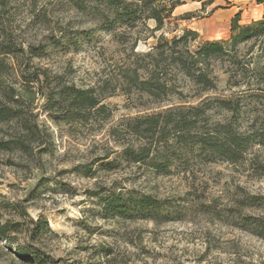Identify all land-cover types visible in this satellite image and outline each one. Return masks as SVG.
<instances>
[{"label": "rangeland", "instance_id": "rangeland-1", "mask_svg": "<svg viewBox=\"0 0 264 264\" xmlns=\"http://www.w3.org/2000/svg\"><path fill=\"white\" fill-rule=\"evenodd\" d=\"M181 1L173 14L184 17L165 28L168 37L177 24L196 30L200 40L227 38L235 10L231 7L243 11L253 5L248 0ZM253 15L251 7L240 20L249 21ZM0 22L18 47L32 44L44 52L39 57L19 52L5 59L14 65L1 77L4 83L19 87V70L46 69L50 77L94 88L105 109L79 123L55 122L36 94L35 120L47 134L31 142L32 148H43L40 159L15 149L0 150V202L20 204L30 217L47 219L51 231L35 243L51 258L47 264H264V237L258 233L264 231L245 220L252 218L264 230V145L253 144L236 162L209 161L197 148L182 149L181 162H174L167 173L122 157L127 145L139 141L123 132L116 137L112 129L124 119L165 107L144 94L126 93L121 75L133 62L143 63L133 51H149L155 44L152 35L139 28L129 41H117L113 31L101 28L93 0H11L0 9ZM147 24L153 27L154 22ZM137 34L140 39L132 51ZM225 67L213 65L215 88L201 97L192 96L195 89L177 76L184 96H171L163 104H197L206 97L235 100L237 88L228 85ZM257 102L251 97L240 101V132L247 131L258 114ZM211 115L216 121L230 113L214 109ZM7 136L0 132V138ZM106 162L112 163L111 169L101 166ZM129 191L154 196L162 206L145 215H106L104 196ZM0 219L23 221L24 230L28 217L0 205ZM16 239L27 241L24 232ZM0 264L25 263L6 250Z\"/></svg>", "mask_w": 264, "mask_h": 264}, {"label": "trees", "instance_id": "trees-1", "mask_svg": "<svg viewBox=\"0 0 264 264\" xmlns=\"http://www.w3.org/2000/svg\"><path fill=\"white\" fill-rule=\"evenodd\" d=\"M9 1L0 0V9H4ZM93 2L102 22L101 28L113 31L117 41H129L131 34L141 32L137 30L139 28L147 36L155 38V44L149 51L137 53L133 51L140 39V34H137L131 49L143 63L133 62V66L126 68L121 75L126 93L144 94L165 107L154 113L124 119L119 128L112 129L116 137L123 132L135 138V142L139 141L123 149L124 160L147 162L156 172L167 173L174 162H181L182 149L197 148L198 154L209 161L219 158L236 162L253 144L264 145V0H256L262 4L259 18L240 23V13L236 12L230 20L228 37L210 40H200L196 30L178 28L177 24L169 30L170 37L165 35L167 31L164 30L172 21L184 17L173 14L176 7L183 3L181 0ZM149 20L154 22L153 27L148 26ZM176 30L181 33H174ZM157 31H161L158 36L154 34ZM19 52L30 57H39L44 53L42 46L29 44L26 49L18 47L0 22V132L5 131L8 135L0 138V150L15 149L39 160L43 148L34 149L31 142L47 134L35 120L33 104L36 94L43 99L40 107L55 122L79 123L91 115L103 113L105 109L94 88L68 84L58 75L50 77L46 69L34 68L27 73L19 70V87L4 83L1 77L14 65L5 62V59H13V55ZM217 63H226L224 72L228 74V85L237 88L235 100L206 97L197 104H182L181 101L163 104L171 96H184L177 76L187 82L188 89H195L192 96L201 97L204 92L213 90L215 76L212 70ZM246 97L257 99L258 114L247 131L240 132L236 115L241 108L240 101ZM214 109L228 112L230 116L213 121L211 110ZM101 166L111 169L112 163L106 162ZM0 205L10 208L22 218L28 217L24 230L21 228L23 221L0 219V254L12 250L25 264L51 263V258L44 256L41 248L35 245L51 231L47 219L43 216L30 217L20 204L0 202ZM161 206V201L154 196L133 191L111 193L102 199V209L110 217L134 212L150 213ZM245 220L261 229L257 231H264L263 225L252 218ZM22 232L27 240L24 244L16 239V234ZM258 233L264 237V232Z\"/></svg>", "mask_w": 264, "mask_h": 264}, {"label": "crops", "instance_id": "crops-1", "mask_svg": "<svg viewBox=\"0 0 264 264\" xmlns=\"http://www.w3.org/2000/svg\"><path fill=\"white\" fill-rule=\"evenodd\" d=\"M248 1H252L253 2V5H251V4H249L248 5V7H246V9H243V11H242V7H235V6H233V7H231V8H235V10H234V12L232 13V16L236 13V12H239L240 13V18L243 16V14L246 12V11H250L251 10V7H253V10H255L256 11V14L257 15H253V16H250V18H249V21H250V19H256V18H259L260 17V15H261V13H262V4H260V3H257L256 2V0H248ZM252 2H250V3H252ZM230 8V9H231ZM245 8V7H244ZM249 21H244V20H240L239 22L240 23H246V22H249Z\"/></svg>", "mask_w": 264, "mask_h": 264}]
</instances>
